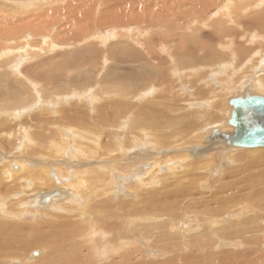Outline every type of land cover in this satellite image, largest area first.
I'll list each match as a JSON object with an SVG mask.
<instances>
[{
  "label": "rangeland",
  "instance_id": "rangeland-1",
  "mask_svg": "<svg viewBox=\"0 0 264 264\" xmlns=\"http://www.w3.org/2000/svg\"><path fill=\"white\" fill-rule=\"evenodd\" d=\"M225 1L226 0H0V120H3L4 118L6 119L8 117V119H6V122H8V124L5 125V127L6 129L7 127H11L12 129V130H9L8 132L3 133L2 135L0 134V136L3 138V140L0 141L1 143L0 144V152H1L0 153V168L1 167L8 168L13 165L14 168L17 169L19 166L23 167L24 165L27 171H32V172L37 171L40 167V166H37V162L39 161L40 157L44 156L45 158L50 159L49 154H55L57 156H60L56 152L57 151L59 152L58 148L63 146V149L61 150V154H62L61 158L63 160L61 159L60 161L62 163L56 164L57 166L56 169H58L56 170V173L61 176L62 178L61 182L63 184H67L72 181L71 184H74L76 186L77 185L81 186L83 181L88 179L89 176L86 175L83 178L76 179L75 174L82 172L81 170L89 171L91 168H93V166L96 169H98V171L104 170L99 166L104 167L105 170L108 171L106 173H108L112 177H113L112 173H114L115 170L117 173L119 172L118 174L120 175L121 173L124 176L127 175L128 170L123 169L126 165L125 162H123L124 156H122L123 155V150H122L123 144L126 143L129 147L132 146L133 148V150L130 148V153H129V150H127L126 148L125 151L127 154H131L133 152L137 153L139 152V150H142L143 148V144L141 142L137 141L138 144L140 143L142 144V145L140 144L139 148L136 145H134L136 143V142L134 143L136 129L131 130L132 128L131 122L134 119H136V113L135 115L133 114L134 113L133 108L129 109L130 106L127 105L128 110L125 109L123 115L121 113L119 116L113 119L114 118L113 113L115 114L113 110H117V107L119 105L118 103L122 104L124 101H128L129 103L132 102L133 104H137L138 106L143 104L141 105L140 110L143 113V116L145 118H143L142 116L141 117L142 120L147 121V119L149 118L148 121L151 120L150 122L147 121L149 124L153 123L154 125H164V126H167L168 124L170 126L171 119L169 116L164 115L162 111L164 109L161 108L158 105V103L170 104V105L172 104L173 108L170 109V111H173V114L176 115L175 118H177L179 121L183 120V123L189 125V128L187 129L186 133L192 134L198 137L199 141H201L199 142L201 145H199L198 147H201L204 145L207 147L208 144H211L212 142L211 140H215L219 143L222 142V147H223L222 149L219 148L216 151H212V152H218V156L220 155V157L223 156L222 157L223 159L221 160L222 163H220V170H219V174L221 176L218 175L217 173H214L213 175L211 174L212 176L211 178V176L209 175L210 172L202 173L201 171H199V174L208 176L209 179L201 177L202 180L206 179L208 180V182L203 183L204 180L203 181L201 180V184L203 183L202 184L203 187L196 188L195 192H197V194L207 192L210 196H212L214 192H217L218 195L219 194L221 195L220 198L224 199L225 197L224 192H228V191H229L228 193L234 192V188H232L231 185H236L235 183H237L239 186H243L242 183H245L244 182L245 180L248 181V179L251 176H253V174L258 173L259 171L261 173L264 170V163L262 162L261 164H251L252 162H255V161L252 158L247 157L250 153H252L250 152L252 149H235L234 148L235 150L233 151L228 150L226 147L228 143L223 138L218 137L216 134L212 136L209 135V137L206 138L205 131L200 130L201 128L203 129V127L206 125L212 126L214 123H217L219 121L221 122L225 118L226 116L225 113H227V111L231 108L229 107L228 104H226V101L232 96L235 97V96L240 95L237 93L241 85L245 84L246 82L253 83V80L256 77H264V59L260 60L262 59V56H261L260 59L256 58L253 61V63L252 62L247 63V61L243 63L238 62L237 63L238 66L240 67L243 66L246 68V70H243L244 73L239 74L238 77H235L233 79L231 78L227 79L226 76H225L226 77L225 79L223 78V76H220L219 77L220 79L218 80V84H216L217 81L215 80V77L218 74L217 64H219L220 62L218 61L216 56L222 57L223 55L222 58L226 57L225 59L230 61L229 62L230 65H232L231 63H233L232 57H229L228 55L224 56V54H222L223 52L218 51L220 45L227 38L235 37V39H238V45L243 46V43H244L243 38L240 37L242 36V30L245 29V30H248L249 32L252 31L253 34H256L255 30H257L256 12L248 11V13H246L244 16V20H242L240 16L237 18L229 17L228 19H226L225 18L226 16L222 15V12L225 11V7H224L226 3ZM250 6H254V9H258L259 7H260L259 9L263 8L262 11H264L263 0H260V1L250 0ZM245 8H248V7H244V6L240 7L241 10ZM117 15L118 17L124 15V17L119 18L121 21H128L129 18L132 16H136V17L139 16L138 18L142 22L144 20L145 21H144V24L142 25L141 24L137 25L135 21L133 23L125 22L120 25H110L112 18H115V16L117 17ZM218 16L222 17V19L218 20L217 19ZM151 19L153 20L151 24H155L156 26L163 25L168 28L167 32L169 35L165 39L167 40L168 44L171 45V47L174 46L173 44L177 43L176 39L181 35H184L185 37L196 38V35L194 33H191V34L184 33V31H186L188 23H191V26H193L194 21H199V22L205 21L208 28L203 29L202 30L203 32L201 31L198 38L202 39L200 41L202 45L201 47H203V44H205L204 45L205 46L204 56L211 57L212 60L209 63H212V64L209 65L210 66L209 68L204 66L202 69H200V71L203 72L204 75L206 76V79H207V80L205 79L206 81H213L210 84V87L213 89V91L215 93L220 92L221 98L220 96H218L219 99L213 100V103L214 104L216 103L213 109H210L209 107L210 102L207 101L208 97L210 96L209 95L210 93L205 94V96H202V97H197L198 92H200V90L197 91L196 90L197 87H195L196 84L194 85L193 82L190 80V78H192L193 76L194 81L199 82V84L202 85V81L199 80L201 79V76L199 75L196 76L194 74V75H191V77L187 79L189 82L193 84V87L189 85V82L187 80L182 83L178 79L179 76H181V74L179 75L178 72L172 74L173 67L171 65V61L168 62V59L163 60L162 58H160L161 54H163V50L165 49V47L161 43V41H163L164 39V36L157 37V40L159 41V46H158L157 56H156V58L158 59L157 61L152 60V58L147 59L149 62L144 63V68L142 67V64L133 63V66H136L138 68L147 69V72L145 73L146 76L144 74L138 75L140 76V79H141L140 84L132 83L131 82L132 78L131 79L125 78L121 82L111 81V78H110L111 75L116 74L115 73L116 71L114 72L111 71V68L113 67V65L111 64L110 60L112 59L107 54V52L103 53L102 55V51H101L102 49L100 50V47L93 46V43H97L99 41L98 38L100 37L108 38V37H111L112 35H116L120 33L125 34L126 35L125 37L129 39H136L138 35H141L140 30L144 32L147 31L150 33H156V31L151 29L150 26L147 24L148 21ZM169 22L171 23L172 22L174 23L183 22L184 26L182 29H176V28L174 29V27H176L175 24L173 26L171 25L172 26L171 27ZM233 22H235L239 27L236 28L233 25ZM118 26H124V27L114 28ZM79 32L82 34H80ZM159 32L163 34L162 29H159ZM175 33H177V35H173ZM202 34L206 36L208 35V37L206 38V36ZM85 35H88L89 38H86V40L84 41L83 39L86 37ZM201 36L203 38H201ZM197 44H198V41H197ZM244 45L250 46V44L248 43ZM184 47L186 48V50L185 51L182 50V51L184 52V54L188 53L187 56L191 55L197 59L203 57V56H199L195 51L194 52L196 55L194 53L193 55L190 54L188 47L186 46ZM190 47L194 48L192 44L190 45ZM151 49L155 50V47H152ZM207 50L211 52L209 53ZM254 51H255V47H254ZM99 53H101V58H100ZM206 53L208 54L206 55ZM194 58L193 59L189 58V59L191 61L194 60L196 64L200 63L199 60L196 61V59ZM213 59L215 60L217 59V61H213ZM126 65H129V64L118 66L120 68V71L115 75L114 78H121L123 73L127 72L128 69H126ZM157 67H159L162 71H164V69L168 70V73L171 76L174 74H177V75L176 76L174 75V79H172V82L169 84L167 88V93L165 95L163 91H160L162 93V95L159 96L161 100L157 99V96L159 95V90L155 92V95L152 96V98H147L148 101L139 100L143 98L144 94H148L152 91L151 86L156 85V83L157 85L159 84L158 82L155 81V78H154L155 73L157 72L156 70ZM235 67H237V65H235ZM20 73L24 74V76L26 78H29L30 80H27V79L23 80L21 78ZM246 79L248 81H246ZM212 83H215V84H212ZM88 85L91 86L90 90L87 89ZM217 86L218 87L220 86L219 91H218ZM223 87H225L226 89ZM255 88H256V85L254 84L253 90ZM95 89H97V93L100 97L101 95H103L102 93H105V94L103 95L104 98L100 99L98 103L91 105L92 95H93L92 93H93V90ZM126 89L129 90L130 94L128 95L127 98L124 99V97L120 95L121 94L120 92ZM256 92L259 95H264V88L259 87ZM47 93H50L48 94L50 97L47 95ZM68 93H70L69 96H68ZM72 93H77L75 95H80L82 96V98L79 100L77 98H72L73 97ZM40 94H41V97H40ZM65 94H67V97ZM201 98L204 101L203 103L200 100ZM84 99H88V101L90 102V105H88ZM50 100H53V102ZM93 106L95 109L98 108V111H100V113L94 112L95 109L93 108ZM99 107L101 108L103 107V108L101 109ZM179 107L180 109H178ZM61 111L63 115L61 114ZM65 111L68 112L66 116H65L66 113H64ZM130 111L132 112V114L130 113ZM209 112L211 113V115H209ZM127 113L130 115H128ZM133 115L135 116L134 118H133ZM179 115L181 116V118H179L180 117ZM120 116H123V117H120ZM160 118L163 120L162 123L159 122ZM98 119L99 120L101 119V121H98ZM226 119L224 121L223 126L227 129L228 126L225 125V123L227 122ZM178 120L177 121L174 120L173 121L174 123H172V125L177 124V122H179ZM197 122L199 124L195 128V131H192L193 127L195 126ZM121 123H123L122 126L120 125ZM123 128H125V130ZM140 128L141 127L137 129H140ZM74 129L75 131H73ZM231 130L232 128L229 129V132ZM92 131H95V133ZM73 132L79 134L78 137H82V138H78V139L73 138V137H76V134L72 135ZM93 133L94 134L97 133L96 138ZM224 134H226V132ZM84 136L87 138H85ZM58 138L61 141L59 140V142L57 143ZM72 138L73 140H76L75 143L71 141ZM120 138H123V139H120ZM189 138L190 139L188 140L185 139L183 142H179L176 144H174V141L171 140L173 143L172 145H170L171 144L170 140L166 143L165 141L167 140H165L164 141L165 144L162 145L161 151L158 149H148L147 147H146L147 148L146 150L151 151L150 153L154 155L153 159H156L157 157H163V160L167 161L170 159V154L171 155L184 154L181 152V150L191 147V146L198 145L197 144L198 139L197 141H195V137L193 138V136ZM50 140L52 142H55L54 140H56L55 142L56 144L49 146L51 144ZM129 140L131 141V143H129L130 142ZM60 142H62L61 145H60ZM81 142L84 145L81 144ZM75 145L79 147L78 148L73 147ZM80 146H82V148ZM54 147H57V148L55 149ZM134 147H137L138 149L135 150ZM169 147L170 149H173V151L166 152L165 149ZM175 149H180V150L176 151ZM210 150L212 149L209 148L207 150H204V149H202L201 151L199 150V152H196L194 157H192L189 152H187V154H189L190 157H192L193 159H196V161H199V160L201 161L205 160L204 162L208 161L204 165L206 167L211 164L210 162L211 160H215V158L208 156L210 155ZM91 151L93 154L90 153ZM2 152H4V154H2ZM261 152H264V150H262ZM96 153L98 154L96 155ZM118 153L121 154V156ZM82 154L84 155L82 156ZM89 154H92V155H89ZM165 156L166 157L168 156V158H166ZM199 157H202V158H199ZM230 158L232 159L231 162H229ZM119 159L120 160L123 159V160L119 161ZM147 160L148 159H146L145 161ZM236 160L238 162H236ZM249 160L251 161V163ZM64 161H66V163ZM111 163L112 165H110ZM115 163L116 165H114ZM213 163L214 162H212V164ZM238 166L240 167L241 170H239ZM111 167L112 168L115 167V168L111 170ZM118 167H120V169ZM150 167L146 169H150ZM259 167L261 168L262 171L259 169ZM4 168H2V170ZM251 169H253L254 171L256 170L257 172H254ZM248 172H250L249 175H248ZM29 175L32 176L31 174ZM58 175H54V169L50 167L47 173V176H46V179L49 180L50 186L49 187L48 186H41V187L38 186L37 190L34 192L31 190H28L25 193L26 196L24 197V199H30L32 195H35L33 196V199L35 198L36 200L39 194L50 192V190L51 191L52 190L63 191L62 190L63 184L60 181H58ZM19 178H20L19 179L20 181L13 180L15 181L14 184L13 182L10 185L7 184L9 186L7 185L5 186V189H6L5 192H3L4 189L3 190L0 189V193L4 195V193H8L11 191L9 189H13L10 192L13 194L21 190L22 186H20V184L25 183V181H23L21 177ZM136 179L138 178L133 177L129 179L133 183L130 181L129 182L132 183L133 185H137L138 183H135ZM212 179L214 180V182L212 181ZM94 180L97 183H99V181L102 182V180L97 179V177L96 178L94 177ZM227 181L229 182L233 181V182L227 184L225 183ZM124 183H125L124 180L120 181V185H123ZM216 183L218 184L216 185ZM112 184L116 186L115 182ZM213 184L215 187L213 186ZM137 187H140V186H137ZM15 188H17V191ZM128 188H129L128 185L125 186V190H127ZM69 189L71 188H67V190L70 193H72L73 191ZM94 190L95 189L90 190L91 192L89 193L90 196L85 198L84 200L85 202L83 201V204H85L84 205L85 208L89 209V210L86 209L85 211H87V213L90 212V216L94 217V220L95 218L101 221L109 220L110 225H112L113 224L112 222L115 221V220L113 221L112 218L116 220L118 218L119 220L121 219L123 221L125 217L130 215L127 212L128 211L127 208L131 206V204L128 203V201H130V197L133 195L132 191L130 192L123 191L124 193H120V192H117V190H114V195L112 196L110 193L113 191V189L111 188L110 193H109L110 197L108 198L107 192H106L107 195L105 194L99 195ZM144 192L142 195L143 197L149 198L151 194L152 198L157 200L158 197H157L156 192H159L158 189H151L149 187L148 191H144ZM135 196L138 197V194H136ZM135 196L134 198H136L137 200L141 199L140 197L139 199ZM67 197L68 195L66 196V198ZM199 197L201 199V196ZM216 199H213V200L216 201ZM213 200H212V205L215 204ZM255 200H256L255 202L256 205H258L257 201H264V189H263V197L260 194L258 195V193H256ZM58 201L60 202V199L57 200V202ZM131 201L133 203V200ZM199 201L198 203L197 201L195 202L200 206H205L211 203V202H205V201L199 202ZM174 202L177 203L178 201H172L168 203L170 207L168 206L167 207L168 208L173 207L172 205H174ZM96 203H98L102 207H95L96 205L94 204ZM115 203H118L119 205L123 204L124 206L126 205L125 206L126 208L122 205V206H119L120 208L118 207L119 208L118 209L116 207L118 205ZM17 205H18L17 201H12V208L17 207ZM163 206L164 204L158 207L162 208ZM36 207L38 206L36 205ZM40 208H44V207H40ZM259 209L261 210V213H262L261 215H264V212H263L264 206L260 207ZM110 210L114 213V215H109ZM96 212L98 213L101 212L103 215H108L109 219L102 218L101 213L98 214ZM123 212L124 214H122ZM228 212L225 213L224 217H222L221 219H218L219 224L216 227L229 225V224L238 222L240 219L244 218L245 216V215L237 216L238 212H235L234 214L228 213ZM120 214H122V217L120 216ZM45 215H47L48 218H50L53 222H56L57 217L62 214L59 213L55 209H51V210L45 211ZM246 215L247 217H250L251 213L246 210ZM142 216L143 215H141L140 218ZM137 217L138 216H136V218L127 217L125 220H130V222L125 224L123 227H119L120 231L123 233L124 230L127 228H135L134 226L138 221H144L145 219V215L143 216L144 219H142L143 218L142 217L141 220ZM263 221L264 220L262 218L261 223H262V227L264 228ZM181 222L179 223L178 228L173 227L174 228L173 232H180L179 230H181V228H182V231L184 230L183 222L182 223ZM25 223L30 224V225L35 224V223L29 222L28 220L25 221ZM151 223L157 224L158 222H156V220L154 222H151L148 220V221L143 222L142 225H150ZM205 223H199V224L195 223L196 225L194 226V230H192L191 235H189L191 236L190 238L196 237V235L198 236L199 234L201 235V233L210 235V232L209 231L207 232V229H206L207 225ZM259 224L260 223H258V225ZM252 226L253 224H249V227H252ZM191 228H193V226L188 225V229H191ZM224 231H225L224 228L220 227V229H217L215 232L216 234H223ZM250 231H253V230L251 229ZM229 232L227 231V233ZM249 234L250 233H248L249 238L251 236H253V239H255V237L257 238L256 243H258V245L256 246V251H253L254 245H249V244L246 245L245 242L241 243L240 242L241 239H238L237 242L240 244V245H237L238 248H233L231 246H223L219 249V251H214V252L219 253V252L229 251L228 254L226 253L222 258L224 260L227 259L226 261H224L226 263L232 262L233 260H238V262L245 263V264H249V263L250 264H264L263 263L264 262V255H263L264 254V232L261 233L260 231V233H258L260 234L259 236H257L256 233H252L251 235ZM230 240H233V239H230ZM230 240L228 239L227 242H229ZM71 241H68L66 245H70ZM71 246H69V248L73 250L76 248V247L73 248V246L72 247ZM33 249L34 250L39 249L40 251L42 250L41 246L29 247L24 252H20V255H24L25 257L28 258L29 251L31 250L33 251ZM212 251L213 250H210V252ZM44 252L45 250L42 251V255ZM193 253L195 255L197 254L196 251H193ZM30 255H32L31 252H30ZM195 255H193V257H195ZM41 256H39V252L33 253V257H35L36 260L39 259ZM152 259L153 258H150V260ZM95 260L96 259L94 258L93 262H95ZM108 262H109V259H106L104 264H108ZM209 263L211 264L210 261ZM209 263L207 259H204L202 256H199V258H192L190 261H188L185 264H209Z\"/></svg>",
  "mask_w": 264,
  "mask_h": 264
},
{
  "label": "bare ground",
  "instance_id": "bare-ground-1",
  "mask_svg": "<svg viewBox=\"0 0 264 264\" xmlns=\"http://www.w3.org/2000/svg\"><path fill=\"white\" fill-rule=\"evenodd\" d=\"M225 2H226L224 5L225 11L222 12V15L226 16L225 17L226 19H228L229 17L237 18L240 16L241 19L244 20V16L246 13H248V11L256 12L257 30H255L256 34H253L252 31L249 32L248 30H245V29L242 30V36H240V37L243 38V42H244L243 46L238 45V39H235V37L227 38L220 45L218 51L223 52L222 54H224V56L228 55L229 57H232L233 63H231L232 65H230V63H229L230 61L225 59L226 57L222 58L223 55H222V57L216 56L218 61H220L219 64H217L218 65L217 66L218 67V74L215 77V80L217 81V82L215 81L216 84H218V80L220 79L219 78L220 76H223V78H225V79H226V77H227V79L228 78L233 79L235 77H238L239 74H243L244 73L243 70H246V68L243 66H241V67L238 66V64H237L238 62L243 63V62L247 61V63H251V62L253 63V61L256 58L260 59L261 56H262V59H260V60L264 59V48H263L264 47V45H263L264 44V13H263L264 11H262L263 8L259 9L260 8L259 7L258 9H254V6H250V0H237V1L236 0H226ZM263 2H264V0H263ZM96 4H97V2H96ZM241 6L248 7V8L241 10L240 9ZM122 17H124V15L119 16V17H118V15H117V17L115 16V18H112L110 25H120V24L125 23V22L133 23L134 21H135V23H137V25H140V24L142 25V24H144V21H145L144 20L142 22L138 18L139 16L138 17L132 16L129 18L128 21H121L119 18H122ZM175 18H176V16H175ZM217 19L221 20L222 17L218 16ZM152 22H153V20L151 19L148 21L147 24L150 26L151 29L156 31V33H150L147 31L144 32V31L140 30L141 35H138V37L136 39L126 38L125 37L126 35L123 33L116 34V35H112L110 33L112 35L111 37H108V38L107 37H100V38H98L99 41L97 40L98 41L97 43H93V46L100 47V50L102 49L101 50L102 55H103V53L107 52V54L110 56V58L112 60H110V58H109V60L111 61V64L113 65V67L111 68V71H113V72L116 71L115 72L116 74L120 71V68L118 66L125 65V64L130 65V66L126 65V69H128V70H127V72L123 73L121 78H114L116 74H112L110 77L111 81L121 82L125 78H127V79L132 78V81H131L132 83L140 84L141 79H140V76H138V75L144 74L146 76L145 73L147 72V69H143V68H144V63L149 62L147 59L152 58V60H156V61L158 60L156 58L157 50H158V46H159V41L157 40V37L164 36V39H163V41H161V43L165 47V49L163 50V54H161L160 58H162L163 60L168 59V62L171 61V65L173 67L172 74L176 73V72H178L179 75L181 74V76H179L178 79L182 83L185 82L188 78H190L191 75L195 74L196 76H198V75L201 76V79H199V80L202 81V85H200L199 82L194 81L193 76H192V78H190V80L193 82L194 85L196 84V86H195V87H197L196 90L197 91L200 90V92H198L197 97H202V96H205V94L210 93L209 94L210 96L208 97L207 101L210 102V105H209L210 109H213L215 107V104H216V103L215 104L213 103V100L219 99L218 96H220V92L215 93L213 91V89L210 87V84L213 81H206L207 80L206 76L204 75L203 72L200 71V69H202L204 66L209 68L210 67L209 65L212 64V63H209L212 60L211 57L204 56L205 55L204 54V47H205L204 45L205 44H203V47H201L202 45H201L200 41L202 39L198 38L201 31L203 29L208 28L205 21H201V22L194 21L193 26H191V23H188L186 31H184V33L185 34L194 33L196 35V38L185 37L184 35H181L176 39L177 43L173 44L174 45V46L172 45L173 47H171V45H169L167 40L165 39L169 35L167 32L168 28L166 26H163V25H157L156 26L155 24H151ZM169 23H170V26L171 25L173 26L175 24L176 27H174V29L175 28L176 29H182L184 26L183 22L182 23L181 22L180 23L179 22H177V23L169 22ZM233 25L236 28L239 27L235 22H233ZM123 27L124 26H118V27H114V28H123ZM159 29H162L163 34H161L159 32ZM93 33H95V32H93ZM80 34H82V33H80ZM173 35H177V33H175ZM202 35H204V34H202ZM80 36H82V35H80ZM85 36L86 37L83 39L84 41L86 40V38H89L88 35H85ZM204 36H206V35H204ZM207 37H208V35L206 36V38ZM201 38H203V37L201 36ZM204 39H205V37H204ZM235 40H236V42H235ZM197 41H198V44H197ZM246 43L250 44L251 47L249 45L245 46L244 44H246ZM191 44L194 46V48L190 47ZM184 46L188 47L190 54L193 55V53L195 54V52H196L199 56H203V57L197 59L191 55L187 56L188 53L187 54L185 53L186 54L185 55L184 52L182 51V50H184V51L186 50V48ZM152 47H155V50H152L151 49ZM254 47H255V51H254ZM258 48H260V49H258ZM208 52L210 53L211 51H208ZM207 54L208 53H206V55ZM99 55L101 58V53H99ZM169 58H171V59H169ZM189 58H191V59L194 58V59H196V61L199 60L200 63L196 64L194 62V60L191 61ZM217 59L216 60L213 59V61H217ZM133 63L134 64H142L143 68H138L136 66H133ZM216 63H218V62H216ZM235 65H237V67H235ZM5 67H6V65H5ZM156 70H157V72L155 73L154 78H155V81L158 82L159 84L157 85V83H156V85L151 86L152 91L148 94H144L143 98H141L139 100L148 101L147 98H152V96L155 95V92L157 90H159V95L157 96V99L161 100L159 96H161L162 93L160 91H163L164 95H165L167 93V88H168L169 84L172 82V79H174V75L175 76L177 75V74H174V75H172L173 76L172 77L168 73V70L164 69V71H162L159 67H157ZM20 75H21V78L23 80H26V79L30 80L29 78H26L24 76V74H22V73H20ZM225 81H227V80H225ZM246 81H248V80L246 79ZM250 81H252V80H250ZM234 82H235V80H234ZM55 83H56V81H55ZM193 84L191 82H189V85H191L192 87H193ZM198 84H199V86H198ZM212 84H215V83H212ZM254 84L256 85V88L253 90ZM220 86L219 87L217 86L218 91L220 90L219 89ZM259 87L264 88V77H256L253 80V83L252 82H249V83L246 82L245 84L241 85L237 94H240L241 95L240 97H245L246 95H251V94L264 97V95H259L256 92ZM223 88H225V87H223ZM87 89L90 90L91 86L88 85ZM89 90H87V91H89ZM196 90H195V92H196ZM120 93H121L120 95L123 96L124 99L127 98L128 95L130 94L129 90H127V89L120 92ZM48 94H50V93H47V95ZM75 94H77V93H72V96H73L72 98H77L78 100L82 98V96L75 95ZM84 94H85V92H84ZM92 94L93 95H92L91 105L92 104L94 105L95 103H98L100 99L104 98L103 95L105 93H102L103 95H101V97H100L97 93V89H95V90H93ZM65 95L67 97V94H65ZM69 95H70V93H68V96ZM40 97H41V94H40ZM54 97H55V95H54ZM220 98H221V96H220ZM232 98H234V96L227 99L226 104L229 105V101ZM84 100L87 102L88 105H90V102L88 101V99H84ZM200 100L202 103L204 102L202 98ZM50 101L53 102V100H50ZM124 102L123 103L121 102L122 104L118 103L119 105L117 107V110H113V112H115V114L113 113V117H114L113 119H115L121 113L123 115L124 110L125 109L128 110L127 105L130 106V107L128 106L129 109L133 108V110H134L133 114L135 115V113H136V119H134L131 122L132 128L131 127L130 128H131V130L136 129L135 130L136 134L134 137V143L135 142L137 143V141H138V142H141L143 144L142 150H139V152H137V153L136 152L134 153L132 151L133 153H131V154H127L125 149L127 148V150H129V153H130V148L133 150L132 146L129 147L126 143L123 144V146H122L123 155L122 156H124V160L123 159H121V160H123V162H125V164H126L123 169L128 170L127 175L124 176V175H122V173L120 175V174H118L119 172L117 173L115 170V172L112 173V175H113V177H112L111 175L106 173L108 171L105 170L104 167L98 165L99 167H101L105 171L104 170L98 171V169H96L93 166V168H91L89 171H87V170L83 171L80 169L82 172L75 174L76 179L77 178H83L86 175L89 176L88 179L83 181L81 186H79V185L76 186L74 184H71L72 181L67 183V184H63L61 182V179H62L61 176L56 173V170H58V169H56L57 168L56 164L62 163L60 161L62 159L61 158L62 157L61 150L63 149V146L58 148L59 152L58 151L56 152L60 156H57L55 154H49L50 159H47L44 156L40 157L39 161L37 162V166H40V167L37 171H34V172L27 171V169L24 165H23V167L19 166L20 168L18 167L17 169H15L13 165L8 167V168H4V167L0 168V186H1L0 189H2V190L4 189L3 192H5V190H6L5 186L7 184L10 185V184H12V182L14 184V182L16 180L18 181L20 179L19 177H21L23 179V181H25V183L20 184V186H22L21 190L17 191V188H15L17 192H15L13 194L10 193L13 189H9L11 191L8 193H4V195H2V193H0V214H1L0 218H2V219H0V264H104L106 259H109L108 264H185L188 261H190L192 258H199V256H202L204 259H207L208 263L210 261L211 264H245V263L238 262V260H233L232 262H229V263L224 262L227 259L224 260L222 258L226 253L228 254L229 251H227V252L224 251V252H219V253L214 252V251H219V249L223 246H231L233 248H238L237 245H240L237 242L238 239H241L240 242L241 243L245 242L246 245H248V244L254 245L253 251H256V246L258 245V243H256L257 238L255 237V239H253V236H251L249 238L248 233H250L249 235H251L252 233H256L257 236H259L260 234H258V233H260V231H261V233L264 232V228L262 227V223H261V219L263 218V220H264V217H263L264 215H261L262 213H261V210L259 209L260 207L264 206V201H257L258 205L255 204L256 193H258V195L260 194L263 197L264 170L262 171L261 168L259 167V169L262 172L260 173V171H259L258 173L253 174V176H251L248 179V181L245 180L244 181L245 183H242L243 186H239L237 183H235L236 185H231V187L234 188V192L228 193L229 191L226 190L228 192H224L225 193L224 199H221L220 198L221 195L219 194L220 195L219 196L217 192H214V194L212 196H210L207 192L197 194V192H195L196 188L197 187H203L202 184L208 182V180H206L208 178V176H204L202 174H199V171H201L202 173L210 172V174L208 173L210 176H211V174L213 175L214 173H217L218 175H220L219 174L220 163H222L221 160L223 159L222 158L223 156L220 157V155L218 156V152H212V151H216L219 148L222 149L223 148L222 142L219 143L215 140H211L212 141L211 144H208L207 147L205 145L198 147L199 145H201L199 143L201 141H199L198 137H196L192 134L186 133L187 129L189 128V125L183 123V120L179 121L177 118H175L176 115L173 114V111H170V109L173 108L172 104L170 105V104L158 103V105L164 109V110H162L164 115L169 116L171 119V125L169 126V124H168L167 126H164V125H154L153 123L149 124L148 122H150L151 120L148 121V119H149L148 117H147L148 122L141 119V117L143 116V113L141 112L140 107L143 104L138 106L137 104H133L132 102H130V103H132L133 105L130 104L128 101H124ZM196 102H197V100H196ZM93 108H94V106H93ZM99 108H101V107H99ZM178 109H180V107ZM231 110H232V108H230L227 111V113H225L226 116L224 115L225 118L221 122L219 121L217 123H214L212 126L206 125L203 127V129L202 128L200 129L202 131H205L206 138H208L209 135L212 136V135L217 134V133L221 137H222V135H224L222 133H225V132L229 133V129H231V128L227 127V129H228V131H227V129L223 126V124H224L226 117H227L226 120H228ZM94 112L100 113V111H98V108L95 109ZM64 113H66L65 114V116H66L68 112L65 111ZM130 113L132 114L131 111H130ZM61 114L63 115L62 111H61ZM94 114H96V113H94ZM128 115H130V114H128ZM134 115H133V118L135 117ZM145 115H147V114H145ZM193 115H194V113H193ZM209 115H211L210 112H209ZM120 117H123V116H120ZM97 118H99V117H97ZM129 118H131V117H129ZM143 118H145V117L143 116ZM161 118H160L159 122L162 123L163 120ZM179 118H181V116ZM6 119H8V117ZM6 119L4 118L3 120H0V134L1 135L5 132H8L9 130H12L11 127H7V129H6L5 125L8 124V122H6ZM101 119L100 120L98 119V121H101ZM104 119H106V118H104ZM158 119H159V117H158ZM176 119L179 122H177V124H175V125H172V123H174L173 122L174 120L177 121ZM122 120H123V118H122ZM144 121H145V123H144ZM127 123H128V121H127ZM122 124L123 123H121L120 125L122 126ZM198 124H199L198 122L195 124L192 131H195V128L197 127ZM139 127H141V128L137 129ZM66 128H67V126H66ZM68 128H69V126H68ZM123 129L125 130V128H123ZM73 131H75V129ZM92 132L95 133V131H92ZM120 132H121V130H120ZM120 132H118V133H120ZM75 134H76V137H73V138H77V139L82 138V137H78L79 134H77L75 132H73L72 135H75ZM96 134H94L95 138H96ZM60 135H62V134H60ZM28 136H29V134H28ZM191 136H193V138L195 137V141H197V139H198V143H197L198 145L197 146H191V147H188V148L181 150V152L184 154H176V155L170 154V159L167 161L166 160L164 161L163 157H157L156 159H153L154 155L150 153L151 151L146 150L148 148V149H158L161 151L162 145L165 144L166 142H168L169 140L171 142L170 145H172L173 143L171 140H173L174 144H176L179 142H183L185 139H187V140L190 139L189 137H191ZM73 138L71 141H73L75 143L76 140H73ZM85 138H87V137H85ZM120 139H123V138H120ZM1 140H3L2 137L0 138V141ZM59 140L60 139L58 138L57 143L59 142ZM165 140H167V141H165ZM54 141L56 142V140H54ZM164 141H165V143H164ZM25 142H27V141H25ZM55 142L51 141V144L49 146L55 145L56 144ZM62 142H64V141H62ZM62 142H60V145ZM129 143H131V141ZM136 143L134 145H136L139 148L141 143L140 144L137 143L138 145ZM81 144H83V143L81 142ZM62 145H64V144H62ZM73 147H77V146L75 145ZM80 147L82 148V146H80ZM137 147H134L135 150L138 149ZM226 147L228 150H232V151L235 150L229 143H228V145H226ZM54 148L56 149L57 147H54ZM209 148H211L212 150H210V155H208V156L215 158V160L210 159L211 164L209 166H206V167L204 166L206 164V162H208V161H206V162H204L205 160L196 161V159L192 158L195 156L196 152H199V150L200 151L202 149L207 150ZM213 148H215V149H213ZM98 150H100V149H98ZM165 150H166V152L173 151V149H170V147L166 148ZM175 150L178 151L180 149H175ZM262 150H264V147L252 148V150L250 151L252 153L249 152L250 154L247 156L248 158L250 157L255 161V162L251 163V161L249 160L251 164H261L262 162L264 163V152H261ZM119 152H120V150H119ZM187 152H189L192 157H190V155L187 154ZM90 153H92V151ZM2 154H4V152H2ZM92 154H89V155H92ZM97 154L98 153H96V155ZM219 154H221V153H219ZM83 155L84 154H82V156ZM119 155L121 156V154H119ZM235 156H237V155H235ZM90 157H92V156H90ZM166 158H168V156ZM199 158H202V157H199ZM146 159H148V160L145 161ZM32 160H34V159H32ZM121 160L119 159V161H121ZM231 160L232 159L230 158V161L229 160L228 161L231 162ZM64 162L66 163V161H64ZM123 162H121V163H123ZM212 162H214V163L212 164ZM236 162H238V161L236 160ZM53 165H55V166H53ZM110 165H112V163ZM114 165H116V163ZM138 166H139V168H138ZM12 167H13V169H12ZM50 167H52L54 169V175H58V181H60L63 184V186H62L63 191H61V190H52L51 191L50 190V192L39 194L36 200H35V198L33 199V196H35V195H32L30 197V199H24V197L26 196L25 193L28 190H31L34 192L37 190L38 186H40V187L41 186H48V187L50 186L49 180L46 179V176H47V173H48ZM120 167H118V168L120 169ZM148 167H150V169H146ZM240 167H239V170H241ZM2 168H4V169L2 170ZM114 168L111 167V170ZM209 170H211V171H209ZM251 170H253V169H251ZM247 171H249V170H247ZM254 172H257V171L255 170ZM13 174H15L16 176ZM29 174H31L32 176H30ZM241 174H243V173H241ZM249 174H250V172H248V175ZM251 174H252V172H251ZM246 175H244V176H246ZM94 177L95 178L97 177V179L102 180V182H100V181H99V183L95 182ZM133 177L138 178V179H136L137 181L135 180V183H138L137 185H133L132 184L133 182L129 180ZM201 177L206 178V179H203L204 180L203 181ZM211 178H212V176H211ZM13 180H15V181H13ZM123 180L125 183L123 185H120V181H123ZM201 180L203 181L202 184H201ZM26 181H27V183H26ZM129 181L132 183H130ZM212 181L214 182L213 179H212ZM114 182L116 183V186H114V184H112ZM127 182H129V183H127ZM232 182L233 181H231V182L227 181L225 183L229 184ZM217 184L218 183H216V185ZM9 185H7V186H9ZM127 185L129 188L127 190H125V186H127ZM107 186L108 187L110 186V187L108 188ZM137 186H140V187H137ZM213 186H214V184H213ZM149 187L151 189H158L159 190V192H156L157 197H158L157 200L152 198L151 194H150L151 197L149 196V198L142 196L144 191H148ZM60 188H61V186H60ZM67 188H71L69 190H72L73 192L70 193L67 190ZM111 188L113 189V191L110 193ZM92 189H95L94 191H96V193H98L99 195H104V194L107 195L108 194V198L110 197L109 193L112 196L114 195V190H117V192H120V193H124L123 191H125V192L132 191L133 195L130 197V201H128V203H130L131 206L128 207L129 209L127 208V210H128L127 212L130 215H128L127 217H132V218L135 217L136 218V216H138L137 218H139L141 220V218L145 215V219H144V217L142 218V219H144V221H138L134 226L135 228H127L122 233L120 231L119 227H123L125 224L130 222V220H125L127 217H125V219H123V221L121 219L119 220L118 218H117V220L112 218L113 221L115 220L114 222H112L113 223L112 225H110L109 220H107V221L102 220L101 221V220H97V218H95V220H94V217L90 216V212L87 213V211H85L88 208H85V206H84L85 204H83V201L85 200V198L90 196L89 193H91L90 190H92ZM236 189H237V191H236ZM152 191H154V190H152ZM106 192H107V194H106ZM177 192H179L181 194H179ZM136 194H138V197L135 196ZM67 195H68V197L66 198ZM47 196H49V201H48V203L43 204L42 203L43 199ZM134 196L137 198L140 197L141 199L139 198L140 200H137L136 198H134ZM199 196H201V199ZM59 199H60V202L59 201L57 202V200H59ZM98 199H99V197H98ZM199 199H200V201H199ZM213 199H216V201H214ZM131 200H133V203ZM212 200L215 203L214 205H212ZM12 201L18 202L17 207L12 208ZM159 201H161V202H159ZM172 201H178V202L177 203L174 202V205L171 204L173 207L168 208V207H170V205H168V203H170ZM195 201H197V203H198V201L199 202L205 201V202H211V203L207 204L205 206H200ZM52 202H54V203H52ZM161 203L164 204V206L162 208H159L158 206H160V205L162 206ZM105 204H107V203H105ZM115 204L118 205V206H116L117 208L119 206L123 205V204L119 205L118 203H115ZM36 205L38 207H36ZM94 205H96L95 207H102L98 203H96ZM127 206H128V204H127ZM40 207H44V208H40ZM113 207H114V205H113ZM51 209H55L59 213L62 214V215L57 217L56 222H53L50 218H48L47 215H45V211L51 210ZM124 210H126V209H124ZM230 210H232V211H230ZM246 210L251 213L250 217H247ZM129 212H131V213H129ZM226 212L233 213V214L235 212H238L237 216H240V215L241 216L245 215V216H244V218L240 219L238 222H235V223H232L229 225L216 227L219 224L218 219H221L222 217H224ZM96 213H98V212H96ZM99 213H101V212H99ZM122 214H124V212ZM122 214H120L121 217H122ZM92 215H93V213H92ZM109 215H114V213L110 210ZM141 215H143V216L140 218ZM94 216H96V215H94ZM101 216H102V218L109 219L108 215H103L101 213ZM27 220L29 222L35 223V224L30 225V224L25 223V221H27ZM148 220L151 222H154L156 220V222H158V223L157 224L151 223L150 225H142L143 222L148 221ZM181 221L183 222V225H184L183 229L184 230L182 231V228H181V230H179L180 232H173L174 231L173 227L178 228L179 223ZM195 223L196 224L205 223L207 225V228H206L207 232L209 231L210 235L201 233V235L199 234L198 236L196 235V237L190 238L191 236H189V235H191V231L194 230V226L196 225ZM258 223H260V224L258 225ZM249 224H253V226L249 227ZM188 225L193 226V228L188 229ZM220 227L224 228L225 231L223 232V234H216L215 231L217 229H220ZM251 229L253 231H250ZM231 230H232V232H231ZM257 230H259V231H257ZM227 231L228 232L230 231V232L227 233ZM245 234H247V235H245ZM228 239L229 240L233 239V240H230L229 242H227ZM68 241H71L70 245H66V243ZM71 245L73 246V248L74 247H76V248L74 250L69 248V246H71ZM39 246H41V248H42L41 251L39 249L38 250L33 249V251L32 250L29 251V253H28L29 259L27 257H25L24 255H20V252H24L29 247H39ZM82 248H84V249H82ZM43 250H45V252L42 255ZM210 250H213V251L210 252ZM193 251H196L197 254L195 255L193 253ZM30 252L32 253V255H30ZM34 252H39V256H41V255L42 256L36 260V258L33 257ZM250 252H252V251H250ZM193 255H195V257H193ZM94 258L96 259L95 262H93ZM150 258H153L152 259L153 261L150 260ZM251 262H253V261H251Z\"/></svg>",
  "mask_w": 264,
  "mask_h": 264
},
{
  "label": "water",
  "instance_id": "water-1",
  "mask_svg": "<svg viewBox=\"0 0 264 264\" xmlns=\"http://www.w3.org/2000/svg\"><path fill=\"white\" fill-rule=\"evenodd\" d=\"M232 108L225 123L232 128L223 138L235 149L264 147V97L258 95L236 96L229 101ZM49 196L43 199L48 203Z\"/></svg>",
  "mask_w": 264,
  "mask_h": 264
}]
</instances>
